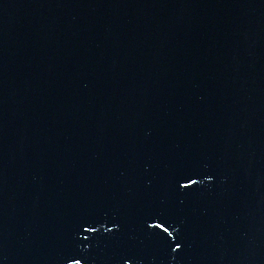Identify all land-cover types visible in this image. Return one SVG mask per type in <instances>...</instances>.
Here are the masks:
<instances>
[{
  "label": "water",
  "instance_id": "obj_1",
  "mask_svg": "<svg viewBox=\"0 0 264 264\" xmlns=\"http://www.w3.org/2000/svg\"><path fill=\"white\" fill-rule=\"evenodd\" d=\"M76 259L264 264V0H0V264Z\"/></svg>",
  "mask_w": 264,
  "mask_h": 264
},
{
  "label": "snow or ice",
  "instance_id": "obj_2",
  "mask_svg": "<svg viewBox=\"0 0 264 264\" xmlns=\"http://www.w3.org/2000/svg\"><path fill=\"white\" fill-rule=\"evenodd\" d=\"M187 183H181L179 180H177V186L179 189H183V190H186L188 189L191 185H194L196 183L195 180L191 179V177H188L187 178ZM165 223L163 221H161L160 223H157L155 225H149V227H154L156 229H160L162 232L164 233H168V235L170 236L171 233L168 231V227H165L164 226ZM81 228H82V231L83 233H88V232H96L97 231V228L92 226V225H89L87 227L81 225ZM105 232L107 233H111L112 232V229H109V228H105ZM89 239V237L87 235H83L82 236V241H87ZM181 248V245L180 243H176L175 245V249H173V251H175L176 249H180ZM70 264H80V260L76 259V260H71L70 261Z\"/></svg>",
  "mask_w": 264,
  "mask_h": 264
}]
</instances>
